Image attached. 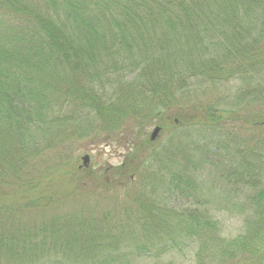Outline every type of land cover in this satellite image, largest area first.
<instances>
[{
    "label": "trees",
    "instance_id": "trees-1",
    "mask_svg": "<svg viewBox=\"0 0 264 264\" xmlns=\"http://www.w3.org/2000/svg\"><path fill=\"white\" fill-rule=\"evenodd\" d=\"M231 81L264 105V0H0V264H182L195 245L194 264H264V111L245 117L251 141L222 140L237 236L207 203L158 201L165 167L151 169L167 162L168 188L200 191L180 135L240 119L191 91ZM155 121L182 127L169 151L146 137ZM102 136L128 151L89 181L70 153ZM105 183L123 196L93 193Z\"/></svg>",
    "mask_w": 264,
    "mask_h": 264
},
{
    "label": "rangeland",
    "instance_id": "rangeland-1",
    "mask_svg": "<svg viewBox=\"0 0 264 264\" xmlns=\"http://www.w3.org/2000/svg\"><path fill=\"white\" fill-rule=\"evenodd\" d=\"M135 75L136 73L131 70L125 72L123 77L131 81ZM240 88L241 83L238 81H231L225 84H217L216 86H209L207 84L201 85L200 87H194L191 91L193 94L191 97L193 103H198L202 106L208 105L227 112L235 110L237 112V118L240 119L236 122H227L224 133H221L220 129L212 133L206 131V128L201 126V129H199L200 127H196L198 129H188L186 131L189 132L188 135L186 132L180 135L183 142L187 139L186 143H189V146L194 148L193 152H189L194 155L191 165L197 167L195 171L199 174L198 182L200 184L204 182L197 194H191L190 197H187L178 190L168 188L171 183L172 175L168 171L167 162L161 165L158 161H151V169L158 170L159 168L160 170L162 166L165 167V170H162L165 173V178L163 177L162 179L163 183L157 186L161 189L158 190V194L156 193L158 201L165 203L169 208L178 210L183 207H188L197 201L207 203L208 208L211 210V214H214L213 216L219 219L223 229L222 233L225 237H234L242 232L243 217L239 213H230L223 209V204L226 203L224 196H226L225 191H227V187L221 184L220 174L222 169L228 168L229 164H231L230 158H228L229 152L222 141L224 139L223 136L232 132V139L234 137H239L242 139V143L239 145L243 146L245 139L251 141L252 138V134L247 132L246 125L243 124L245 123V117L249 114V110L251 113L264 111V105L257 106L256 104L247 106L248 102L242 100V96L245 95L246 92ZM174 124L168 123L166 125L165 130L162 131L159 139L154 143V149L161 152L170 150L169 142L183 131L181 126L176 123ZM158 125L157 121L150 125L147 129V139H150L153 129ZM103 136L97 140H94L92 137L79 140L77 145L73 148L74 152L72 151L70 153V158H74L75 166L79 169V172L87 175L89 181H93L96 174L103 176V179L107 181L109 178L104 172L110 168L122 165L128 151L127 147L124 145L125 143L122 141L125 139L124 137L121 136L122 139L119 140ZM254 138L258 141L263 137L257 135ZM233 141L235 140L233 139ZM178 142L179 141L176 143ZM198 148L201 149L200 152L202 154L199 153ZM85 156H89L90 158L87 165L82 161ZM113 161H115V163ZM93 193L103 194L104 196L106 193L110 195L113 193L114 195H119V197L123 196V191L118 187L110 188L106 183L96 190L93 189ZM238 201L242 202L244 198H240ZM230 205H233V202H231ZM195 250L196 245L188 250L186 257H178L176 261L182 264H194Z\"/></svg>",
    "mask_w": 264,
    "mask_h": 264
},
{
    "label": "water",
    "instance_id": "water-1",
    "mask_svg": "<svg viewBox=\"0 0 264 264\" xmlns=\"http://www.w3.org/2000/svg\"><path fill=\"white\" fill-rule=\"evenodd\" d=\"M161 127L157 126L153 129L151 135H150V141L151 142H155L157 139H159V136L161 134ZM89 156H85L83 157L82 161L85 165H87L89 163Z\"/></svg>",
    "mask_w": 264,
    "mask_h": 264
},
{
    "label": "clouds",
    "instance_id": "clouds-1",
    "mask_svg": "<svg viewBox=\"0 0 264 264\" xmlns=\"http://www.w3.org/2000/svg\"><path fill=\"white\" fill-rule=\"evenodd\" d=\"M115 163V161H113Z\"/></svg>",
    "mask_w": 264,
    "mask_h": 264
}]
</instances>
